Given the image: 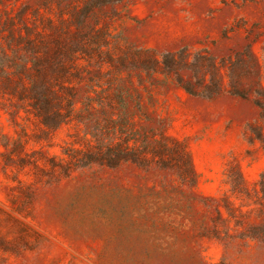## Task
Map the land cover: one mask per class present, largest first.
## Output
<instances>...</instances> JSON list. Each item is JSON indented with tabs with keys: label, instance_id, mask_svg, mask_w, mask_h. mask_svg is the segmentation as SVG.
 Listing matches in <instances>:
<instances>
[{
	"label": "rangeland",
	"instance_id": "374dc122",
	"mask_svg": "<svg viewBox=\"0 0 264 264\" xmlns=\"http://www.w3.org/2000/svg\"><path fill=\"white\" fill-rule=\"evenodd\" d=\"M259 84L264 0H0V264H264Z\"/></svg>",
	"mask_w": 264,
	"mask_h": 264
},
{
	"label": "trees",
	"instance_id": "16d2710c",
	"mask_svg": "<svg viewBox=\"0 0 264 264\" xmlns=\"http://www.w3.org/2000/svg\"><path fill=\"white\" fill-rule=\"evenodd\" d=\"M253 62H254L255 67L258 68V70H261L262 68L261 63L255 55H253ZM236 77L237 76H235V73L232 71L231 77H230L231 90L229 91L232 95L239 96V97L246 99L248 97L249 90H238ZM46 91L47 90H32V96L34 97L36 101L35 109L38 111L39 109L46 110L45 109V104L47 102ZM262 95H264V87L261 84H259L258 90L256 91V98L254 101H255V104L261 109L260 118L264 121V104L259 99V97H261ZM60 119H62V116L57 111V114H55V118L51 119L50 120L51 122L48 119H46L44 124L46 126L53 125L54 127H56V125H58V123L60 122Z\"/></svg>",
	"mask_w": 264,
	"mask_h": 264
}]
</instances>
